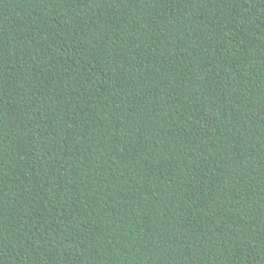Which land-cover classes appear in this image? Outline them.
I'll return each instance as SVG.
<instances>
[{
	"label": "trees",
	"instance_id": "16d2710c",
	"mask_svg": "<svg viewBox=\"0 0 264 264\" xmlns=\"http://www.w3.org/2000/svg\"><path fill=\"white\" fill-rule=\"evenodd\" d=\"M0 264H264V0H0Z\"/></svg>",
	"mask_w": 264,
	"mask_h": 264
}]
</instances>
